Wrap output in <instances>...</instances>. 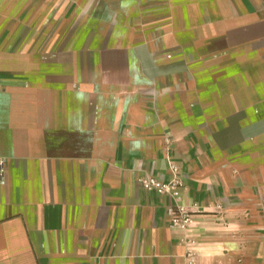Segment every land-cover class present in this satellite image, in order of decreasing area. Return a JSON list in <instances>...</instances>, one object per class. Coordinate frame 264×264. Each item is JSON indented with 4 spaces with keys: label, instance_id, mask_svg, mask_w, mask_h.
Here are the masks:
<instances>
[{
    "label": "crops",
    "instance_id": "1",
    "mask_svg": "<svg viewBox=\"0 0 264 264\" xmlns=\"http://www.w3.org/2000/svg\"><path fill=\"white\" fill-rule=\"evenodd\" d=\"M264 264V0H0V264Z\"/></svg>",
    "mask_w": 264,
    "mask_h": 264
},
{
    "label": "built area",
    "instance_id": "2",
    "mask_svg": "<svg viewBox=\"0 0 264 264\" xmlns=\"http://www.w3.org/2000/svg\"><path fill=\"white\" fill-rule=\"evenodd\" d=\"M169 170L170 177L168 180H160L155 176L146 174L140 178V183L142 186H144L143 188L148 191H154L158 194L166 195L169 197L171 201V205H169L168 207L170 227L182 231L186 235V258L188 261L185 264H196L195 248L197 245V241L194 237L193 214L186 206L179 203L181 199V192L184 188L181 168L179 167L178 163L170 160Z\"/></svg>",
    "mask_w": 264,
    "mask_h": 264
}]
</instances>
